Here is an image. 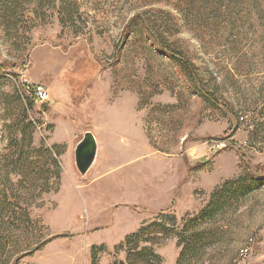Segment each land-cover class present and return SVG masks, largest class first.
<instances>
[{"label":"rangeland","instance_id":"374dc122","mask_svg":"<svg viewBox=\"0 0 264 264\" xmlns=\"http://www.w3.org/2000/svg\"><path fill=\"white\" fill-rule=\"evenodd\" d=\"M18 1L9 28L0 9V190L31 221L2 233L0 264H176L175 234L244 172L240 158L264 176V0H68L76 11L63 22L60 0ZM146 14L170 25L165 40L210 99L136 28ZM42 44L60 52L40 81L49 99L27 111L36 184L51 186L38 193L14 168L4 122L23 118L17 85L36 81L31 51ZM85 131L97 153L81 176L74 148ZM46 150L59 161L58 183ZM213 221L210 247L185 264H264V181ZM151 222L160 227L124 243Z\"/></svg>","mask_w":264,"mask_h":264},{"label":"trees","instance_id":"16d2710c","mask_svg":"<svg viewBox=\"0 0 264 264\" xmlns=\"http://www.w3.org/2000/svg\"><path fill=\"white\" fill-rule=\"evenodd\" d=\"M176 1L178 3L182 2V0ZM203 1L204 3H207V7H209V4L217 7L219 0ZM222 1L223 0L219 1L220 5H222ZM254 1L257 0H245V2L251 3ZM18 2V0H12L11 3L8 4L5 2L0 3L2 17H4L2 18V25L6 26V28H9V24L11 27L12 22L6 21L5 17L12 18L13 15H16V9L19 6ZM59 2L60 11L58 13H60L59 16L61 17L62 22L64 20L67 21L69 18V20H71L72 15H70V8L76 11V3H68V0H60ZM163 21V18L156 15L150 16L149 14H146L144 17L137 15L134 25H136V28H138L139 31L146 33L148 38L153 41L156 48L166 52V54H169V56L176 61L182 70L181 72L183 75L187 77L191 87L198 91L199 88H196L197 84L195 83L193 72L189 66L190 64L183 57H179V53H175L179 51L171 48L169 42L165 40L166 38L164 34L167 32L168 28H170V25L162 24ZM2 69L3 67L0 66V79H2V75L6 73L2 71ZM17 88L18 90L15 96L19 102L24 103V107L22 108L23 118L21 120L13 119L11 122H4V128L8 133V141L5 147L9 150V152H11L14 168L18 167L17 170L19 171L24 169V174L22 172L24 176L26 175V171L30 174L29 185L31 183V188H38V193L47 192L51 189V186L46 180L41 184H36L35 173L33 170L36 168V164L31 161L32 159L29 158L27 153L28 150L25 149L30 146L32 140L31 133L35 128L34 123L27 114V111L32 108V102L34 99L25 95L20 85H17ZM199 91L203 93L204 90L201 91L199 89ZM203 95L205 98L210 99L209 96L205 94V91ZM46 153V157H48L54 167L55 182L58 183L60 178L59 161L49 150H46ZM240 164L244 172L237 178L225 181L217 190L213 192L207 204L196 215L186 219L181 225L179 231L175 234L177 237V246L180 248L176 264H185L187 262H191L192 260L201 259L205 250L210 247L208 245V240L212 235L213 220L215 218L218 219L221 215H224L227 208L231 207L235 200L249 193L252 187L256 186L259 181H264V176H261L258 172L249 169L248 163L244 161V158H240ZM11 201L12 200L7 193V190H0V237L3 236V232L9 236V233L7 232H11V228H13L14 225H17L18 223L26 225L31 221L27 210H24L22 216L20 217L21 219L19 216L15 215L13 210L14 206L11 204ZM151 227H160V224H157L156 222H151L149 224L143 223L135 233L126 237L124 243L129 245L132 239L144 236L148 233L149 228ZM46 241L48 240L42 241L40 245ZM1 243L2 242L0 241V251H3L4 247ZM148 251L149 255H151L152 251ZM153 258L157 260L159 259L158 256L154 254Z\"/></svg>","mask_w":264,"mask_h":264},{"label":"water","instance_id":"95a60500","mask_svg":"<svg viewBox=\"0 0 264 264\" xmlns=\"http://www.w3.org/2000/svg\"><path fill=\"white\" fill-rule=\"evenodd\" d=\"M96 153V138L91 131H85L74 148V164L81 176H84L93 165Z\"/></svg>","mask_w":264,"mask_h":264},{"label":"built area","instance_id":"2783aa9c","mask_svg":"<svg viewBox=\"0 0 264 264\" xmlns=\"http://www.w3.org/2000/svg\"><path fill=\"white\" fill-rule=\"evenodd\" d=\"M25 95L32 97L37 102H45L49 99V93L47 88L39 82H33L30 80L23 79L19 84ZM212 149L221 150L226 147L225 143L220 140H213L210 143ZM247 248L240 250L241 254L245 253Z\"/></svg>","mask_w":264,"mask_h":264},{"label":"crops","instance_id":"0c3cea01","mask_svg":"<svg viewBox=\"0 0 264 264\" xmlns=\"http://www.w3.org/2000/svg\"><path fill=\"white\" fill-rule=\"evenodd\" d=\"M31 52H35L34 53L35 55L33 56L34 61H37V63L39 62V66H38L39 68L37 69L38 73H35L34 76V80L36 81L33 80L32 81L39 83H41L40 81L45 82L46 77L44 72L46 71L51 73L53 70L52 68H54L53 66L55 63V59H52L51 54L53 53L51 52H60V50L54 47H50L47 44H42L33 48Z\"/></svg>","mask_w":264,"mask_h":264}]
</instances>
